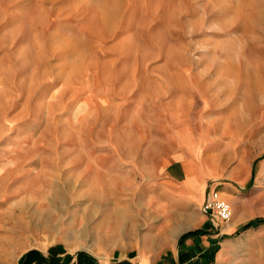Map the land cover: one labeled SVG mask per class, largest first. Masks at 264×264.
Listing matches in <instances>:
<instances>
[{
  "label": "rangeland",
  "instance_id": "rangeland-1",
  "mask_svg": "<svg viewBox=\"0 0 264 264\" xmlns=\"http://www.w3.org/2000/svg\"><path fill=\"white\" fill-rule=\"evenodd\" d=\"M175 157L231 206L191 260L264 264V0H0V264L114 263L115 194Z\"/></svg>",
  "mask_w": 264,
  "mask_h": 264
},
{
  "label": "crops",
  "instance_id": "crops-1",
  "mask_svg": "<svg viewBox=\"0 0 264 264\" xmlns=\"http://www.w3.org/2000/svg\"><path fill=\"white\" fill-rule=\"evenodd\" d=\"M187 165L195 173L194 179L188 173ZM207 176V170L201 162L175 157L163 163L159 173L147 176L148 184L140 189L131 184L119 190L115 194V249L118 248V258L112 264H200L201 256L207 251L211 253L215 239L208 236L204 240L203 235L206 233L203 231L186 235L180 241L179 238L187 230L205 226L206 214L201 210V204L210 190ZM137 192L143 209L159 221L143 233H137L136 223L130 222L134 220L130 209L135 207ZM196 208L200 215L198 219L192 220L191 212ZM169 215L173 220L171 225L168 224ZM185 216L188 218L185 219ZM195 222L197 225H193ZM184 223L188 224L187 227L179 226ZM62 254L56 253L54 248L52 252L46 251L43 255L47 256V262L43 263L55 264L56 255ZM196 255L200 258L191 260ZM79 258L85 263L105 264L90 253L81 254ZM75 260L74 257L69 264H74Z\"/></svg>",
  "mask_w": 264,
  "mask_h": 264
},
{
  "label": "built area",
  "instance_id": "built-area-1",
  "mask_svg": "<svg viewBox=\"0 0 264 264\" xmlns=\"http://www.w3.org/2000/svg\"><path fill=\"white\" fill-rule=\"evenodd\" d=\"M201 210L214 223L228 221L231 217V206L221 195L219 189H210L207 191L201 204Z\"/></svg>",
  "mask_w": 264,
  "mask_h": 264
},
{
  "label": "trees",
  "instance_id": "trees-1",
  "mask_svg": "<svg viewBox=\"0 0 264 264\" xmlns=\"http://www.w3.org/2000/svg\"><path fill=\"white\" fill-rule=\"evenodd\" d=\"M256 222H257V220H255V221H248V222H246V223H244V224L242 225V228H245V227H247V226H249V225H253V224H255ZM79 254L81 255V254H83V253H79ZM79 254H78V255H79ZM77 263H78V264H91L90 262H86V263H85V262H82V261L79 260V258H78Z\"/></svg>",
  "mask_w": 264,
  "mask_h": 264
}]
</instances>
